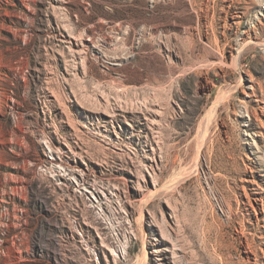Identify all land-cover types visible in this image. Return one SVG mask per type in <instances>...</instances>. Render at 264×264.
Returning a JSON list of instances; mask_svg holds the SVG:
<instances>
[{
  "label": "rangeland",
  "instance_id": "obj_1",
  "mask_svg": "<svg viewBox=\"0 0 264 264\" xmlns=\"http://www.w3.org/2000/svg\"><path fill=\"white\" fill-rule=\"evenodd\" d=\"M0 264H264V0H0Z\"/></svg>",
  "mask_w": 264,
  "mask_h": 264
},
{
  "label": "bare ground",
  "instance_id": "obj_2",
  "mask_svg": "<svg viewBox=\"0 0 264 264\" xmlns=\"http://www.w3.org/2000/svg\"><path fill=\"white\" fill-rule=\"evenodd\" d=\"M68 20H69V19H68ZM67 24H69V23H67ZM62 26H63V25H62ZM64 26H65V24H64ZM58 27H59V26H58ZM65 27H67V25H66ZM68 27H69L70 29L72 28V27H70V25H69ZM68 27H67V29H68ZM73 28H74V27H73ZM63 29H64V28H63ZM67 29H66V30H67ZM66 30H64V31H66ZM68 30H69V29H68ZM74 30H75V29H74ZM61 31H62V30H61ZM70 31H71V30H70ZM66 32H67V31H66ZM68 32H69V31H68ZM72 32H73V31H72ZM78 32H79V31H78ZM83 33H84V32H83ZM68 34H69V33H68ZM70 34H71V32H70ZM75 34H76V33H75ZM75 34H74V35H75ZM77 34H80V35H77ZM77 34H76L77 36H74L73 34H71L72 36H71V35L69 36V38L67 39V42H68L67 45H70V48H69V47H68V48L72 51V53L76 54L77 56L79 55L80 59H81L82 61H85L84 59H85L86 56L83 55V52H84V51H83V47H82V46H84V44H85V43H88V42H86V40H85L86 38H84V37L81 35V34H82V31H80V33H77ZM84 36H85V35H84ZM86 36H87V34H86ZM87 38H88V36H87ZM63 39H64V38H63ZM89 39H90V38H89ZM89 39H88V40H89ZM64 40H65V39H64ZM91 40H92V39H91ZM90 42H92V41H90ZM93 43H95V42L93 41ZM98 43H100V42L98 41ZM88 45H89V43H88ZM99 45H100V44H97V43H96V44H90V47L92 48V50H94V51H96V52H98V53H101V52H102V49H101L102 46H99ZM101 45H102V42H101ZM87 49H88V48H87ZM84 50H86L85 47H84ZM88 50H89V49H88ZM71 51H69V53H70ZM86 51H87V50H86ZM86 51H85V52H86ZM90 51H91V50H90ZM123 55H124V54H123ZM74 56H75V55H74ZM74 56H73V57H74ZM120 56H122V55H120ZM120 56H117V57L120 58ZM117 57H116L115 59H112L111 62H112L113 64L116 63V61H117ZM123 57H124V56H123ZM125 57H126V55H125ZM74 58H75V57H74ZM77 59H78V58H77ZM126 59H127V58H126ZM72 60H73V58H72ZM81 60H80V61H81ZM80 61H79V62H80ZM82 61H81V63H82ZM120 61H121V60H120ZM85 62H86V61H85ZM85 62H83V65H84V66L86 65ZM73 63H74V62H73ZM75 63H76V62H75ZM81 63H80V65H81ZM75 65H77V63H76ZM76 67H77V66H76ZM87 67H88V66H87ZM83 69H84V72H85L86 69H85V68H83ZM87 69H88V68H87ZM86 73H87V72H86ZM123 87H125V86H123ZM121 89H123V88H121ZM128 89H129V88H128ZM128 89H127V90H128ZM125 90H126V88H125ZM129 90H130V89H129ZM160 91H161V90H160ZM125 92H126V91H125ZM119 94H122V91H121V93H119ZM123 94H124V93H123ZM127 94H128V93H127ZM135 94H136V93H134V95H135ZM155 94H156V93H155ZM106 95H107V94L104 93V95H102V96H106ZM108 95H110V94H108ZM108 95H107V96H108ZM129 95H130V94H128V96H129ZM117 96H118V98L120 97L119 95H116V97H117ZM122 96H123V95H122ZM109 97H110V96H109ZM109 97H106L107 99L105 98V100H108ZM155 97H157V95H155ZM109 99H110V98H109ZM124 99H125V96H124V98L121 99V100L125 102L127 99H126V100H124ZM129 99H130V98H129ZM129 99H128V100H129ZM132 99H133V97H132ZM114 100H115V98H114ZM128 100H127V101H128ZM115 101H116V100H115ZM117 101H118V99H117ZM129 101H130V100H129ZM108 102H110V101H108ZM111 102H113V101H111ZM130 102H131V101H130ZM130 102H129V103H130ZM138 102L140 103V100H139ZM152 102H153V101H152ZM154 102H155V101H154ZM154 102L152 103V105L155 106ZM115 103H116V102H115ZM139 103H138V106H139ZM141 103H144V102H141ZM141 103H140V104H141ZM155 103H156V102H155ZM106 104H107V103H106ZM106 104H105L104 109H107ZM108 104H109V103H108ZM108 104H107V105H108ZM121 104H122V103H121ZM123 104H124V103H123ZM131 104H133V102H132ZM114 105H117V104H114ZM114 105H113V107H114ZM125 105H126V104H125ZM128 105H129V104H128ZM144 105H145V103H144ZM149 105H150V104H149ZM109 106H111V105L109 104ZM121 106H123V105H121ZM126 106H127V105H126ZM116 107H117V106H116ZM118 107H119V106H118ZM123 107H124V106H123ZM128 107H129V106H128ZM130 107H131V106H130ZM145 107H148V108H149V106H145ZM159 107H160V106H159ZM161 107H162V106H161ZM119 108H121V107H119ZM162 108H163V107H162ZM111 109H112V107H111ZM121 109H122V108H121ZM143 109H144V108H143ZM158 109H159V108H158ZM102 110H103V109H102ZM112 110H113V109H112ZM123 110H125V109L123 108ZM123 110H121V111H123ZM144 110H145V109H144ZM147 110H149L150 113H151L152 115H156L157 112H159L157 109H155V107L149 108V109H147ZM162 110H163V109H162ZM103 111H105V110H103ZM106 111H107V110H106ZM108 111H109V109H108ZM117 111H118V110H117ZM117 111H116V112H117ZM139 111H141V110H139ZM145 111H146V110H145ZM149 111H148V113H149ZM110 112H111V111H109V113H110ZM116 112H115V113H116ZM109 113L107 112V114H109ZM121 113H122V112H121ZM148 113H147V114H148ZM112 114H113V113H112ZM151 114H150V115H151ZM161 114H162V112H161ZM113 115H114V114H113ZM142 115H144V114H142ZM148 115H149V114H148ZM148 115H147V116H148ZM156 117H157V116H156ZM147 119H150V118H147ZM151 119H152L153 121H157V118L155 119V116H151ZM153 121H152V122H153ZM158 121H160V120H158ZM153 123H154V122H153ZM158 124H159V122H158ZM154 146H155V145H154ZM157 146H158V145H157ZM154 150H155V149H153V151H154ZM154 162H155V161H154ZM150 168H151V167H150ZM140 174H141V173H140ZM143 174H144V173H143ZM143 174H141V175H143ZM153 174H155V172H154ZM144 175H145V174H144ZM142 177H144V176H142ZM142 177H141V178H142ZM145 181H146V180H145ZM153 191H156V189L153 190ZM151 193H152V192H151ZM141 206H142V211L140 212V213H141L140 215L143 216V214H144V213H143V209H144L145 207H144V204L141 205ZM141 206H140V207H141ZM145 210H146V209H145ZM139 222H140V220H139ZM166 257H167V256H166Z\"/></svg>",
  "mask_w": 264,
  "mask_h": 264
}]
</instances>
